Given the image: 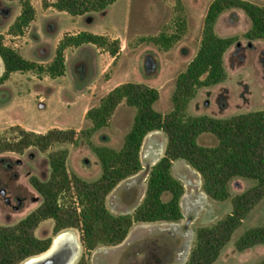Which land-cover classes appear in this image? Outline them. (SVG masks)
I'll return each instance as SVG.
<instances>
[{
  "label": "rangeland",
  "instance_id": "obj_1",
  "mask_svg": "<svg viewBox=\"0 0 264 264\" xmlns=\"http://www.w3.org/2000/svg\"><path fill=\"white\" fill-rule=\"evenodd\" d=\"M23 1L0 0V33L5 36V42L26 59L47 65L63 36L80 31L118 38L121 51L107 66L112 61L111 54L100 55L107 52L102 48L93 44L80 50L68 48L67 74L56 80L35 71L11 74L0 84L1 139H17L20 134L12 129L17 125L40 133H46L50 127L74 129L79 135L82 129L89 127L85 119L87 110L97 105L114 87L126 82H140L157 88L160 99L155 108L162 113L169 112L173 108L172 95L178 75L199 50L205 16L213 0H116L103 11L80 16L47 8L44 0H30L36 9V17L23 35L14 36L9 30L22 11ZM54 1L47 0L50 4ZM248 1L264 7V0ZM250 28L251 21L241 9H229L221 14L216 24L217 34L238 36L239 40L225 55L227 79L199 89L189 106L191 114L228 117L264 109V39L248 40L245 33ZM162 34L173 40L170 46L153 40ZM95 55L101 57L98 71L90 64ZM3 72L0 58V77ZM135 114V108L122 102L110 124L97 131L91 141L120 149ZM64 126L68 128H62ZM198 140L205 146L217 144L216 137L210 133L202 134ZM167 141L166 133L161 130L145 137L141 149L143 168L120 182L106 199V205L113 213H132L142 201L150 170L164 156ZM59 149H68L67 165L82 177L94 179L100 175V163L85 140L79 145L55 144L46 152L32 146L23 153H0V226L17 223L39 206L42 196L32 186L30 178L48 179V154ZM172 173L185 189L181 200L183 219L179 222L136 223L121 244L99 246L88 254V264H187L196 229L225 217L232 211V203L231 200L221 202L208 197L203 191L200 173L187 161L175 160ZM253 184L251 180L236 178L231 182V191L237 194ZM261 225H264V198L213 264L262 262L264 245L242 251L236 247V241L247 229ZM66 230L76 236L80 258L84 253L79 242L80 232L74 228ZM35 234L53 239L57 235L54 220L42 221Z\"/></svg>",
  "mask_w": 264,
  "mask_h": 264
},
{
  "label": "trees",
  "instance_id": "obj_2",
  "mask_svg": "<svg viewBox=\"0 0 264 264\" xmlns=\"http://www.w3.org/2000/svg\"><path fill=\"white\" fill-rule=\"evenodd\" d=\"M115 1L56 0L50 4L44 0L43 4L80 16L103 11ZM234 8L241 9L251 21L245 37L250 41L264 39V7L248 0H213L205 16L199 50L178 75L172 95L173 108L169 112L162 113L155 108L160 99L157 88L140 82H126L114 87L97 105L87 110L85 119L89 127L82 129L79 135L74 129L51 128L40 133L17 125L12 128L20 134L17 139L0 138V153H23L32 146L46 152L55 144L79 145L85 140L101 167L97 178L86 179L68 167V149L50 151L48 179L30 178L32 186L42 196V202L17 223L0 226V264H23L46 252L54 238H40L35 234L36 228L46 219L54 220L57 234L71 228L80 232L79 242L84 253L76 264H88L87 255L99 246H116L124 242L136 223L179 222L184 217L181 200L185 189L172 173L173 162L179 159L187 161L200 173L203 191L208 197L221 202L231 200L229 214L212 225L196 229L187 264H213L219 258L233 234L264 198V109L228 117L189 112L199 89L227 79L225 55L239 38L218 35L216 24L223 12ZM35 17V7L30 0H24L22 11L9 33L23 35ZM153 40L166 42L168 46L173 42L163 34ZM84 44H93L116 58L121 51L118 38L91 31L68 33L59 41L52 61L43 65L23 57L0 33V58L4 65L0 84L15 72L35 71L52 78L61 77L66 71V50ZM122 102L136 109L123 146L115 149L94 144L92 136L110 124ZM157 130L165 132L168 141L164 156L150 170L142 201L132 213H113L106 205L108 195L120 182L141 171L144 139ZM205 133L213 134L217 144H200L198 139ZM236 178L248 179L254 184L233 194L231 182ZM256 245H264V225L247 229L236 241L240 251ZM259 264H264V260Z\"/></svg>",
  "mask_w": 264,
  "mask_h": 264
},
{
  "label": "bare ground",
  "instance_id": "obj_3",
  "mask_svg": "<svg viewBox=\"0 0 264 264\" xmlns=\"http://www.w3.org/2000/svg\"><path fill=\"white\" fill-rule=\"evenodd\" d=\"M79 258V243L68 231L55 236L51 248L37 258L24 264H76Z\"/></svg>",
  "mask_w": 264,
  "mask_h": 264
},
{
  "label": "crops",
  "instance_id": "obj_4",
  "mask_svg": "<svg viewBox=\"0 0 264 264\" xmlns=\"http://www.w3.org/2000/svg\"><path fill=\"white\" fill-rule=\"evenodd\" d=\"M62 12V11H61ZM92 44H84V45H82V46H80V47H76V48H73L72 50H80L81 48H84L85 46H91ZM92 46H95V45H92ZM68 50H70V49H67L66 50V71H65V75L67 74V71H68V63H67V53H68ZM100 49H97V51H99ZM100 55H103V56H105V55H110L109 54V52H104V53H102V54H100ZM55 56V53L53 54V52L51 53V56H50V61L53 59V57ZM110 57H111V60L112 61H110V63H109V65H107V66H110L111 64H112V62L116 59V57H113L112 55H110ZM118 57V56H117ZM91 66H92V69L94 70H96V71H98V69L100 68L99 66H100V64H101V57H99V55H95L93 58H92V61H91ZM95 66V67H94ZM52 80H56V78H53ZM50 128H53V127H50ZM49 128V129H50ZM62 128H68V126H64V127H62ZM33 131H35V130H33ZM36 132H39V131H36Z\"/></svg>",
  "mask_w": 264,
  "mask_h": 264
},
{
  "label": "water",
  "instance_id": "obj_5",
  "mask_svg": "<svg viewBox=\"0 0 264 264\" xmlns=\"http://www.w3.org/2000/svg\"><path fill=\"white\" fill-rule=\"evenodd\" d=\"M58 235H59V233H58L56 236H58ZM52 241H53V240H52ZM51 245H52V244H51ZM50 248H51V246H50ZM50 248H49V249H50ZM49 249H48V250H49ZM48 250H47V251H48ZM44 253H45V252H44ZM42 254H43V253H42ZM40 255H41V254H40ZM40 255H37V256L31 257V258L27 259L24 263H26L27 261H29V260H31V259H33V258H37V257H39Z\"/></svg>",
  "mask_w": 264,
  "mask_h": 264
}]
</instances>
